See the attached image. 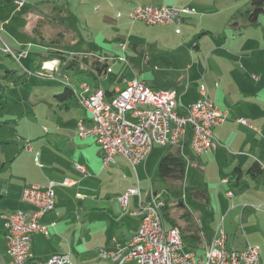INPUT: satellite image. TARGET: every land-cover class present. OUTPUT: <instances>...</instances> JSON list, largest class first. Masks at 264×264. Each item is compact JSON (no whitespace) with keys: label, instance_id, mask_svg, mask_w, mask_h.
<instances>
[{"label":"rangeland","instance_id":"1","mask_svg":"<svg viewBox=\"0 0 264 264\" xmlns=\"http://www.w3.org/2000/svg\"><path fill=\"white\" fill-rule=\"evenodd\" d=\"M15 1L17 5L14 1H9L1 5L0 9L2 17H10L8 25L0 24V93L5 94L9 101L8 109L0 114V168L3 167L0 188L4 191L9 189L10 184L14 186L11 188L14 190L17 187L25 189L31 185L46 187L39 182L50 180V175L46 179L45 173H50L54 164L57 168L74 164L72 162L77 156L72 146L83 145L77 139V124L82 118L91 117L78 99L79 96H84V84L90 92L103 90L101 88L123 89L124 79L132 78L145 80L148 85L154 84L158 88L172 86L180 94V107L185 108L195 91L205 88L210 92L215 88L216 82L219 84L217 80L220 78V83L225 85V94L236 97L239 104L244 102L242 109L249 108V105L254 107V104L259 109L261 118L254 124L264 137V13L255 23L249 20L248 11L252 9V0H196V9H192L188 14L197 13V16L191 17L194 21L183 24L185 26L181 28L182 35H179L177 24L172 27L175 37L172 39L170 51H175L177 59H131V44L136 37L146 35L153 39L155 35L166 32L160 27H148L130 18L135 0ZM137 1L149 4L151 0ZM17 6L21 11H16ZM177 9L183 11L191 8ZM28 16L30 19L27 20ZM26 20L29 22V32L25 30L28 23ZM37 26L44 38L35 32ZM188 34L189 38L181 43L182 36L186 38ZM121 43L129 46L125 53L128 59H118L122 56L119 49ZM198 43L201 46L200 52L194 48V44ZM7 47L12 50V55L5 52ZM188 49L194 50L193 59L185 52ZM56 50L63 51L69 58L75 56L70 54L71 52L78 53L79 57L92 56L90 51L96 55L107 56L112 58L108 59L110 71L97 78L90 69L81 66L70 70L59 66V63L55 65L50 60L35 70V64L41 55ZM240 59H246L245 69L237 62ZM53 67L55 69L52 71ZM9 70L12 74L7 72ZM252 77L259 80L258 84H255L258 85L256 90ZM67 85H72L75 87L73 90L79 93L75 99L68 101L69 109L63 107L59 98ZM252 90L257 93L253 95ZM219 103L221 104V101ZM83 127L88 129L84 125ZM73 138L75 142L69 145L68 141ZM98 150L96 149V152ZM154 151L144 164L136 167L137 174L132 166L125 162L120 168L113 163L104 168L103 159L92 153L86 166L87 178H79L80 181L84 179V184L90 187L100 184V190L97 192V200L90 202L85 210L78 206H87V200L78 198L72 201L75 190L68 194L66 188H62L61 192L59 188L55 189L58 196L61 194L56 211L66 210L69 216L61 222L57 217L59 233L54 239L71 254L73 264H106L99 259V252L103 248L109 249L107 242L112 236L121 240V230L118 229V224L113 222V217L125 214L113 193L121 192L126 187L130 188L128 191L140 190L144 201L147 200V194L159 195L169 206L171 217L183 223L182 227L186 224L183 215L189 213L194 228L203 224L206 226L204 229L210 226L213 232H216L222 215L229 209V206L221 204L222 201L227 202V198L220 182L224 179V184L223 181L227 180L225 178L231 175L225 164L222 161L207 164L210 156L189 154L186 156L188 168L184 182L162 181L158 175L159 162L167 152H177V148L158 146ZM36 157L40 168L37 167ZM78 166L76 165V168L82 172ZM116 168L118 169L115 170ZM65 170L66 168L64 173ZM64 177L60 179L61 186L69 183L63 181ZM230 178L235 179L234 174ZM202 188L210 190L211 202L208 205L202 202L200 196L193 195ZM82 192L85 195V192ZM106 194L108 195L105 196ZM66 200L68 207L65 206ZM114 203L116 204L112 207ZM137 204L138 197L131 196L129 209ZM2 205L0 204V207ZM105 216L113 221L105 223ZM164 221V226L170 230V222L167 219ZM245 223V227L239 224L235 233V226L229 225L227 229L226 222L227 237L229 236L227 248L243 250L247 246L259 247L262 264L263 235L256 230L253 232L255 227L252 222ZM42 227L45 228L43 225ZM261 227L264 229V223ZM190 244L186 246V251L192 247ZM232 244H235V247ZM9 260L6 256V246L1 241L0 264H9Z\"/></svg>","mask_w":264,"mask_h":264},{"label":"built area","instance_id":"2","mask_svg":"<svg viewBox=\"0 0 264 264\" xmlns=\"http://www.w3.org/2000/svg\"><path fill=\"white\" fill-rule=\"evenodd\" d=\"M190 11L174 7H138L130 18L150 26L172 25L180 23L183 15ZM121 49L125 51L126 45L122 44ZM52 62L59 63L57 60ZM123 83L125 87L111 96H107L105 90L90 92L86 84L82 86V106L90 113L93 126L85 129L79 125V135L96 138L103 150L105 167L114 163L117 156H122L136 169L154 146H179L189 131L190 146L196 155L217 150L219 143L213 131L226 122L228 112L209 99L205 88L201 89L200 98L190 105L188 114L183 115L178 111L174 91L151 88L136 78L124 79ZM240 123L249 126L245 120ZM78 168L84 171V167ZM223 182L227 184L228 180ZM54 187L55 183H49L46 187L25 188L22 199L34 209L16 211L6 217L7 254L13 257V264H26L31 258L32 236L46 232L40 221L46 212L55 208ZM133 195L139 197L135 214L144 221V229H138L128 248L117 253L102 251V259L114 264H261L259 247L247 246L244 257H237V249H228V237L221 225L203 257L186 252L181 230L177 227L167 230L164 226L165 201L157 194H151L144 201L140 190H130L119 197L124 209ZM227 196L232 198L233 193L230 191ZM43 264L73 263L68 255H55Z\"/></svg>","mask_w":264,"mask_h":264},{"label":"crops","instance_id":"3","mask_svg":"<svg viewBox=\"0 0 264 264\" xmlns=\"http://www.w3.org/2000/svg\"><path fill=\"white\" fill-rule=\"evenodd\" d=\"M12 1H14L15 4L17 3L15 0H12ZM195 2H196V0H151L148 2L149 4H143L142 2L139 3V1L135 0L132 9L134 10V8L140 7V6L141 7L152 6V7H159V8L160 7H174V8L184 7V8H191L189 10L192 11V9H194V10L196 9L195 8ZM1 5H4V4H0V9H1ZM18 8L19 7L17 6L16 11L17 12L21 11V9L18 10ZM193 16H197V13L184 14L181 22L176 23L177 24L176 27H178L180 29L179 35L180 34L182 35V33H183V30L181 28L185 26V25L183 26V24L185 22L194 21L191 18ZM9 19H10V17H8V16L2 17V15L0 14V20H1L0 24L1 25H8L10 22ZM28 19H30L29 16L27 17V20ZM137 22L144 23L142 21H137ZM28 24H29V22L26 23L25 30L29 32V30H28L29 25ZM176 24L157 25V26H150V25L145 24L148 27H160V28H162V30H166V32H164V34H161V33L157 34L159 37L157 35H155L154 36L155 38H153V39H151L148 36L146 37V35H144V36L139 35L138 37H136L134 39V42L131 44V47H132L131 59H177L178 57L176 56L175 51H173V52L170 51V46L173 44L172 39L175 37V35H173L175 30H173L172 27H175ZM168 26H171V27H168ZM30 29H31V27H30ZM190 33H193V32L190 31ZM205 33H209V32H205ZM34 34H36V33H34ZM189 34L187 35L188 37H186V38H184L185 36H182L181 43L184 42L185 39L189 38V36H190ZM40 36L42 38H44L43 35H40ZM159 39L161 41H159ZM178 43H176V44H178ZM122 44L126 45L125 51H122V49H121ZM24 47H26V44L24 45ZM128 48H129V46H127L126 43L120 44L119 49L122 53L121 57H125L126 59H128L125 56V53L128 50ZM194 48L199 52L201 51L200 50L201 46L199 43L194 44ZM185 52L188 53L189 58L191 56V58L193 59L192 56L195 55L194 50L192 51V50L188 49V51L185 50ZM70 54H72V55L74 54V55L79 56V54L75 53V52H71ZM89 54L92 56L94 55V57H98V58L104 59V60L112 59V58H109L107 56L105 57V56H101V55H96L95 53H93L91 51L89 52ZM120 58H118V59H120ZM237 62L241 63L240 65H243V69H245L246 59H240ZM136 79H138V78H136ZM218 79L219 80H217V81H219V84L216 82L214 89L210 90V92H208V90H207V96L209 97V99L213 103H215L222 110L228 111V118L223 125L216 127L213 131L214 137L216 138L217 142L219 143L217 150L214 152L203 154V155H201V157H203L204 155L210 156V159H208L209 161L207 162V164H209L210 162L222 161V163L225 164V168L229 170L230 174L231 175L234 174L235 179L230 178L231 177V175H230V176H227L229 178H227V177L225 178L228 180L227 184L222 183V180H224V179H222L220 182V185L224 189V196H225V198H227V202L226 201L223 202L221 200L222 201L221 204H225L226 206H229V209L227 210V212L224 215H222V218L220 220L221 222H219L217 224V229L221 225L224 228L226 234L228 235V231L226 230V227L228 229L229 225H231L230 227L235 226L234 231L236 233L237 232L236 228L239 226V224H241L242 227H245V225H246L245 222L250 221L253 223V225L255 227L253 232L256 230L257 232L262 234L263 235L262 240L264 241V232H263L264 229H262V227H261L262 223H264V137L260 133V130L256 126V124H254V123H257V121L261 118V114H260L259 109H257V107H255V104H254V107H252L251 105L248 104L249 108L245 107L244 109H242L241 105L244 102H242V104H239V103H237L238 99H236V97H233L230 94H225V92L223 90L225 85L223 86L221 84L222 82L220 83V78H218ZM252 80L255 82L254 86H255V84H258V82H259L257 77H252ZM140 81L144 82L149 87H154V89H169V90L174 91L177 95L178 111L180 114H183V115L188 114L190 105L195 103L200 98L201 90L195 91V94L193 95V98L190 100L189 104L186 105L185 108H182V107H180V105H181L180 101H179L180 94H179L177 89L173 88L172 86H166L164 88H158V86H156L154 84L148 85V82H146L145 80H140ZM257 87H258V85L255 86V90ZM101 89L106 90L104 88H101ZM117 90H119V88H116L115 90H110V91L116 92ZM255 90H252L253 95L257 93ZM75 94L79 95V93L77 91L75 92ZM251 96H252V94H251ZM219 101H221V104L219 103ZM240 120L247 121L249 126L240 123ZM82 124L84 126H86L88 129H91L92 128L91 127V124H92L91 117L90 118H82L78 122L77 127L79 128V125H82ZM48 133H49V131H48ZM70 133L74 134V132L73 133L70 132ZM77 139L80 140L83 145H79V144L76 145L75 144L76 146H72V150L75 153V155L77 156V159L72 162L74 164L73 165L70 164L69 166L64 165V167H62V168L61 167L57 168L56 165L54 164V166L51 168L52 170L50 171V173H47V172L45 173L46 179L50 175V180L46 181V182H43V181L39 182V184L46 185V186L49 185V183H55V187H54L55 208L52 211H49L42 216L40 222L45 227L46 233H37V234H34L32 236V239H31L32 240L31 241V258L26 262V264H43V262H45L47 259H49L50 257L55 256V255H68L70 258V261L72 259L71 254L66 252L65 248H63L61 246V243L60 244L57 243L54 239V236H56L59 233V231L57 230L58 224H56L57 217H59V221L61 222L62 220H65V218L68 219V216H69L66 210L62 211L60 209V211L59 210L56 211L57 205H59L58 204V200H59L58 198H60L59 196H61V194L59 196L57 195V193L55 191L56 188H59V192H61L62 188H66L68 191V194L71 193L72 190H75L76 194L72 198V201H76L78 198H80V199L87 200L89 202L87 206H85V205H83L81 207L78 206V208H81L83 210H85L89 206L90 202L97 200L96 199L97 198V192L100 190V184L97 185L96 187H90L89 185L84 184V179H82L80 181L79 176L83 177V178H87L88 169L86 166L89 164L88 159L90 158V155L93 153L96 156H99V157H101V159H103V151H102L101 147L98 145V143L94 137L82 138L81 136L78 135ZM190 140H191V134L189 131L187 133V135L185 136V138L181 141L180 145L175 146L177 148L176 153H180V154L184 155L185 158L189 154L190 155L193 154L195 156H198L191 149ZM68 142H69L68 144L70 145V144L75 142V139L73 138L71 141H68ZM155 147H158V146L153 147V149H152V151L148 157H150L155 152L154 151ZM159 147H166V146H159ZM98 148H99V150H98ZM96 149L98 150L97 152H96ZM78 152H79V154H78ZM156 153H159V151H156ZM148 157H147V159H148ZM160 157H161V155L158 156V161H159ZM186 161H187V159H186ZM123 162H125L129 166H132L130 164V162L122 156H117L115 158V162L113 164L116 167L120 168L122 166ZM144 162H142L138 166H141L142 164H144ZM36 163H37V167L40 168L41 166L39 165V161H38L37 157H36ZM65 164H67V163H65ZM113 164H110L109 166H111ZM254 164L259 165V171L261 172L260 174L258 173V176L256 178L252 177L251 174L249 173V170L252 168V166ZM3 165H5V164H3ZM76 165L84 167V171L80 172L76 168ZM103 167L107 168L108 166L105 167L103 165ZM43 168L44 167L42 166V169ZM65 168H66V170H65L66 173L63 172V170ZM132 168H133V166H132ZM187 168H188V163H187ZM117 169L118 168H116L115 170H117ZM136 174H137V171H136ZM186 175H187V172H186ZM76 176H77V178H76ZM63 177H64V180H63L64 182L69 181V183L65 186L60 185L61 184L60 179ZM237 178H239L238 185L234 184V182ZM31 186H33V185H31ZM36 186H39V185H36ZM8 187H9V189L6 191L1 189L2 194L4 195V198L0 201V204H3L0 207V242L1 241L4 242V244L6 246V256L9 260V256L7 254V242H6V235H5L6 217L8 215L12 214L13 212H16V211L30 212L34 208L31 205H28L27 203H25L23 201V199H22L23 191H24L23 187L22 188L17 187L16 190L11 189L12 187H14V186H12V184H10ZM232 187H234L235 190ZM126 189L122 190L121 192L116 191L115 193H113L114 197L118 198V200H119V197L126 194L128 192V189H130V188L126 187ZM206 190L208 191V194L210 197V193H209L210 190H208V189H206ZM82 191L85 192L84 193L85 195L82 194L83 193ZM230 191L233 193L232 198L227 196V193ZM99 195H100V193H99ZM107 195L108 194H106L105 196H107ZM150 195L151 194H147L146 199H149ZM133 196L138 197L136 195H133ZM141 196H143V195H141ZM220 196H221V194H220ZM142 198H144V197H142ZM202 202L204 204H207V205L210 204L211 197H210L209 202H206L203 200H202ZM119 203H120V201H119ZM228 203H229V205H228ZM231 203H232V206H231ZM115 204L116 203H114L112 207H114ZM65 206L68 207V201L67 200H66ZM120 206L122 207L121 203H120ZM129 207H130V198H129V203H128L127 208L124 209L122 207L123 210L125 211V214H123L121 216H114L113 217L114 221L112 219H110L111 221L116 222L118 224V229L121 230V233H122L121 237L122 238H121V240H119V238L112 236L110 241H108V238H107V241H108L107 246L109 247V249L103 248L99 252V254H100L99 259H101L106 264H114V263L108 259H102L101 258V252L104 251L106 253H117L118 251H121L123 249L128 248V246L130 245L132 237L136 234V232L139 229L140 217L135 214L139 208V197H138L137 206L134 205V207H131V210L129 209ZM101 217H103V215H101ZM104 218H106L105 223L109 224L108 221H110V220L106 216ZM226 222H228V224L225 227ZM182 225H183L182 222L179 223L180 228H184V227H182ZM204 227H206V226L201 224L200 226L198 225L194 228V230L198 231L201 240L199 242L191 243L190 246H192V247L190 248L189 251H186V249H187L186 246H188V243H185L184 250L186 252H192V253L196 254L198 257L204 256L206 249L208 248L209 244L211 243L212 239L215 237V234H216V232L214 233L213 228H211L210 226L207 227L206 229H204ZM217 229H216V231H217ZM103 233H105V229H104ZM243 235L246 237V239L249 240V238L246 236L245 233H243ZM228 239H229V236H228ZM227 243H228V241H227ZM232 246L235 247V244H232ZM192 249H194L193 250L194 252L192 251ZM260 252H261V250H260ZM262 264H264L263 261H262Z\"/></svg>","mask_w":264,"mask_h":264},{"label":"trees","instance_id":"4","mask_svg":"<svg viewBox=\"0 0 264 264\" xmlns=\"http://www.w3.org/2000/svg\"><path fill=\"white\" fill-rule=\"evenodd\" d=\"M12 0H0V4H5ZM264 13V0H252V9L248 11L249 20L253 23L257 22L259 17ZM60 24V23H59ZM35 32L40 33L38 30V26L35 29ZM53 61L57 60L59 62V66H64L67 69L70 70H76L78 67H83L92 70L97 78H100L108 73L110 70V63L108 60L100 59L98 57L93 56H85V57H79L78 55L72 56L71 58L67 57L63 51L56 50L52 51L50 54L41 55L38 62L35 64V70L39 69L41 65L46 61ZM8 73L12 74V71H7ZM107 96H111L114 94V91L105 90ZM60 101L63 102V107L65 109L70 108V102L69 100L75 99L76 94L73 90L72 85H68L65 88V91L59 95ZM9 107V101L5 94L0 93V114L4 113ZM9 122V121H6ZM0 123L1 120H0ZM5 124V123H4ZM3 170V167L0 168V174ZM186 172H187V161L184 155L176 152H167L163 156V158L159 162L158 166V175L159 179L162 181H168L173 180L176 182H184L186 178ZM249 173L252 177L256 178L258 176L259 171V165L254 164L252 168L249 170ZM239 178H237L234 182V184L238 185ZM195 196H200V199L206 202H209L210 197L208 194V191L206 189H200L193 193ZM4 198V195L2 194L1 188H0V201ZM164 219L168 220L170 222V229L179 227V222L171 217V214L169 212V206L166 204V207L163 211ZM183 218L185 220V227L181 228L182 238L184 243H195L199 242L200 235L197 230H194L193 222L191 218V214L186 213L183 215Z\"/></svg>","mask_w":264,"mask_h":264},{"label":"bare ground","instance_id":"5","mask_svg":"<svg viewBox=\"0 0 264 264\" xmlns=\"http://www.w3.org/2000/svg\"><path fill=\"white\" fill-rule=\"evenodd\" d=\"M5 52L12 55V51L10 49H6ZM78 99H79L80 104L83 105L84 104V96H79ZM139 229H144V221H140ZM132 238H134V236ZM244 256H245V249L237 250V257H244ZM10 259L11 260H10L9 264H13V257H10Z\"/></svg>","mask_w":264,"mask_h":264}]
</instances>
